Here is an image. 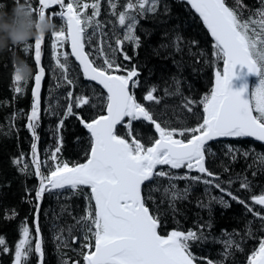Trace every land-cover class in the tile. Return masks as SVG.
Segmentation results:
<instances>
[{"label":"snow or ice","instance_id":"obj_1","mask_svg":"<svg viewBox=\"0 0 264 264\" xmlns=\"http://www.w3.org/2000/svg\"><path fill=\"white\" fill-rule=\"evenodd\" d=\"M28 2L34 16H48L53 20L59 18L62 22L58 30L49 32L51 56L55 61L52 72L53 79L57 81L56 88L76 87L75 78L70 76L71 56L78 62L83 77L96 82L106 92L96 96L100 104L95 105L91 97L74 95L69 90L64 98L66 107L58 103L55 109L52 105L45 109L59 119L54 129L56 143L42 160L38 148L41 139L38 129L42 81L45 77V67L41 64L42 45L46 35L31 38L22 45L26 53L34 48L36 69L32 76V103L30 112L26 114L25 125L31 134V160L26 161L25 154L21 152L12 162L20 172L34 175L38 184L28 190L35 193L29 201L34 202L35 238L27 222H21L20 239L14 245L13 264H29L33 254L37 255L39 264H43V237L39 226L41 203L46 193L58 190H69L73 195H83L85 198L84 214L74 217L75 224L57 229L55 236L59 247H70L69 237L72 243H76L79 239L76 233L82 229L85 243L81 247L88 251H81L77 255L83 257L84 264H196V257L190 250L191 244L204 239L202 230L210 228L211 224L201 225L200 232L172 230L165 235L159 234L158 228L162 223L159 208L150 210L149 202L155 204L156 201L151 192L143 194V186L152 184L158 178H167L169 186L163 187V194L175 211V202L187 198L191 184L180 190L173 182H203L244 205L248 212H253L244 199L222 186L219 174L211 171L206 162L209 157L216 156L208 144L218 138H255L256 141L264 142V0H260V7L249 9L247 18H244L242 11L247 6L243 5L242 0H236L235 7L228 6L226 0H186L191 9L199 14L214 39V63L223 64L222 68H215L210 92L199 100L184 97L180 91V81L175 78V92L165 89L166 95L181 96L182 107L193 118L194 127L188 126L187 119L179 120L177 126L171 122H158L151 109L138 102L132 91L140 84L137 66H122L115 58L119 52L124 60L132 59L124 51V44L131 43L134 49L140 47L141 38L136 34L139 17L146 13H157L161 0H126L123 5H119V0H108L112 15L117 17L123 34L119 35L114 28L115 46L101 39L92 52L85 50L86 44L93 45L94 38L108 35L103 31V23L97 19L101 12V0L91 3L82 0H69L67 3L65 0H38V7H34L31 0ZM56 5L59 11L52 9ZM118 5L122 10L117 11ZM89 8L92 9L91 15L85 11ZM46 10H49L47 15ZM163 10L167 12V6ZM89 29H92L91 35H88ZM182 41L183 37L177 33L171 45L161 47L171 46L179 53L183 50ZM65 43H70V53L62 50ZM196 44L194 40L189 42V45ZM190 55L197 56V53L190 51ZM199 56L203 57L204 53L199 52ZM236 65L246 66L248 72L259 76V83L251 91L247 85L239 90H233L230 86ZM119 72L124 74H117ZM28 80L14 75L15 93L23 94ZM156 91V86H151L143 100L158 104L160 99L154 95ZM198 105L203 107L202 114L194 110ZM85 106L99 107L106 114L98 113L86 118L80 114ZM59 109H63L62 115ZM69 117H75L89 134L83 163L61 158L64 146L62 130ZM134 121L149 122L154 126L158 138L148 137L142 142L143 138H137L134 134ZM118 126L125 128L123 135L118 134ZM76 140L79 142L80 137ZM225 147L224 156L230 161L235 162L238 157L247 159L253 155V163L258 161L261 170H264V153L230 144ZM221 167L225 172L229 171L227 165L222 164ZM184 169L187 171L183 175L172 171ZM193 172L198 174L192 175ZM256 174L255 171L252 173L253 176ZM237 178L240 179L241 189L251 190L252 184L246 176L238 175ZM232 182L229 179L226 183L231 185ZM161 187H155L154 191L159 192ZM250 200L255 205L264 206V192L250 194ZM213 201L229 206L223 195L216 197L209 194V203H201V207H210ZM253 214L262 221L264 227V215L259 211ZM16 215V211L12 210L6 218L13 219ZM65 231L68 237L64 235ZM246 235L253 236L251 228ZM258 244V248H254L247 257V264H264V238L259 239ZM225 247L243 251L241 244L231 238L225 242ZM0 251H10L4 236H0ZM62 264H80V261L63 259ZM206 264L214 262L209 259Z\"/></svg>","mask_w":264,"mask_h":264},{"label":"trees","instance_id":"obj_2","mask_svg":"<svg viewBox=\"0 0 264 264\" xmlns=\"http://www.w3.org/2000/svg\"><path fill=\"white\" fill-rule=\"evenodd\" d=\"M93 2V0H88ZM69 0H65V3ZM126 0H119V5H123ZM244 18L250 14L249 9L260 7V0H242ZM34 7H38V0H31ZM230 7H235L236 0H226ZM14 4V0H0V10L7 11ZM117 11L122 10L121 7ZM164 6L168 11L164 12ZM59 11L58 8L53 9ZM91 13L92 9L85 10ZM48 14V11H47ZM254 19L256 17H253ZM103 23V31L108 35L106 37L94 38L93 45H87L86 49L92 52L96 47L98 40H106L108 44L115 46V37L113 30L115 28L119 35L123 34L122 27L117 22V17L112 15V10L108 0H101V12L97 17ZM54 23H62L59 18H55ZM177 33L183 37L182 51L177 53L171 46L161 47L162 45H171L175 40ZM92 34V29L88 30V35ZM136 34L141 38V45L134 49L131 43L125 42L124 51L132 57L130 61L123 59L118 52L116 60L122 66L131 67L136 65L139 70V87L133 89L138 102L149 107L158 122H171L177 126L179 120L187 119L188 126H195L193 118L189 116L186 109L182 107V100L179 94L166 95L165 89L169 92H175L173 78L180 81V91L184 97H190L199 100L205 94L209 93L214 84L215 68H222V62L214 63L213 44L207 28L201 18L190 8V6L180 0H161V6L157 13H146L139 17V24ZM196 41V45H189L190 41ZM42 65L45 67V77L41 92V120L38 133L41 137L39 141L40 157L43 160L48 150L54 147L56 143L54 129L58 123V117L50 115L45 109L52 105L55 109L57 104L66 107L67 101L64 99L67 91L72 90L74 95L83 94L92 98V104L99 105L100 101L96 96L105 93L102 88L90 81L85 80L75 61L69 56L71 62L70 76L75 78L76 87L69 86L56 88L57 81L53 79L52 66L55 61L51 56V36L46 34L43 45ZM63 51H67V43ZM196 52L197 56L190 55ZM204 56L200 57L199 52ZM20 56L32 67V75L29 77L28 84L23 94L14 91V65L12 59L14 56ZM34 48L29 52L23 50V46H10L4 52L0 53V236H4L10 249L8 253L0 251V264H13L14 245L20 239L19 226L21 222H27L35 238L34 224V202H29L34 198V189L38 184V179L34 175H27L19 171L13 160L20 156L21 152L25 154V160H31V134L26 129V114L30 112L32 103L31 88L34 86L32 76L35 72ZM124 74L123 72H119ZM155 85L157 91L154 93L159 97L158 104L143 100L147 90ZM94 93L96 94L94 96ZM46 95V96H45ZM61 115L63 109H59ZM200 114L203 112L202 105L194 109ZM103 114L99 107L92 108L85 106L81 110V115L86 118ZM134 134L137 138H143L142 142L148 137H157L154 126L145 121L133 122ZM118 134L123 135L125 128L118 126ZM64 146L61 158L69 162H85L84 151L88 146V132L76 120L75 117H69L65 120L62 130ZM80 137L77 142L76 138ZM127 138V137H126ZM233 145L241 149H254L255 153H264V144L248 138H238L235 140H216L208 144V147L216 154L215 157H209L206 166L211 171L219 174L220 183L234 195L244 199L246 204L253 208V212H248L244 205L232 200L226 194H222L218 189L205 185L203 182L193 183L187 180H177V189L183 190L191 184L186 199L175 202V211L170 207L168 198L163 194V187H168L167 178H158L152 184L143 186V194L151 192L155 204L149 202L150 210L159 208L161 216V226L159 232L167 234L172 230L187 231L193 230L200 232L201 225L211 224L210 228L205 227L203 231L204 239L191 244V252L196 257L199 264H206L207 260H212L214 264H247V257L251 255L254 248H258V241L264 238V227L262 221L254 216V212H261L264 215V206L255 205L250 200V194L259 195L264 192V170L257 161L253 163V155L247 159L238 157L235 162L224 156L226 145ZM227 165L229 171L225 172L221 165ZM249 165H252L249 167ZM33 169H30L32 171ZM165 170L167 168L165 167ZM174 174L183 175L186 169L175 171ZM257 174L252 175L253 172ZM192 175L198 173L193 172ZM246 176L252 184L251 190L240 188V179L237 176ZM231 179L233 182L228 185L226 182ZM162 185L159 192L154 191L155 187ZM209 194L220 197L228 201L229 206L218 202H211L210 207H201V203H209ZM86 201L83 195H73L69 190H58L52 193H46L41 203V212L39 217V226L43 237L44 260L43 264H62L63 259L79 260L84 264L83 257L77 253L85 251L82 245L83 230H79L76 235L79 239L76 243L71 242L70 247H59L55 240L57 229L67 228L75 224V218L84 214ZM66 209V211H62ZM15 210L17 215L13 219H7ZM251 228L252 237H247L246 233ZM69 236L67 231L64 232ZM234 239L241 244L243 251L236 249H226L225 242ZM243 238V239H242ZM34 243V240H33ZM230 252V255H225ZM29 264H39L36 254L29 259Z\"/></svg>","mask_w":264,"mask_h":264},{"label":"clouds","instance_id":"obj_3","mask_svg":"<svg viewBox=\"0 0 264 264\" xmlns=\"http://www.w3.org/2000/svg\"><path fill=\"white\" fill-rule=\"evenodd\" d=\"M57 30L53 19L44 16H34L28 0H15L7 10H0V53L10 46H21L31 38L46 35ZM14 75L28 79L32 75V67L20 56L12 59Z\"/></svg>","mask_w":264,"mask_h":264},{"label":"water","instance_id":"obj_4","mask_svg":"<svg viewBox=\"0 0 264 264\" xmlns=\"http://www.w3.org/2000/svg\"><path fill=\"white\" fill-rule=\"evenodd\" d=\"M180 1H184V2H186V0H180ZM227 4V3H226ZM228 5V4H227ZM190 6V5H189ZM54 7H59L58 5H56V6H52V8H54ZM191 7V6H190ZM194 12H195V10L194 9H192ZM198 16H199V14L198 13H196ZM202 20V19H201ZM206 27V26H205ZM209 32V31H208ZM209 34H210V32H209ZM210 36H211V34H210ZM212 38V37H211ZM212 40L214 41V39L212 38ZM44 45V44H43ZM43 45H42V54H43ZM68 49H69V52H71V47H70V43H68ZM85 50H86V48H85ZM87 51V50H86ZM74 60H75V58L74 57H72ZM76 63H77V65H78V62L77 61H75ZM234 75H233V77H232V80L230 81V86L233 88V90H239V89H241V88H243L245 85H247V88H248V90L249 91H251V86H252V81H253V79L254 78H256L257 77V75L256 74H254V73H250V72H248V69H247V67L246 66H241V65H236L235 66V68H234ZM82 73V72H81ZM118 74V73H117ZM121 75V74H120ZM86 80V79H85ZM43 81H44V79H43ZM43 81H42V85H43ZM88 81V80H87ZM91 82V81H90ZM93 83H95L96 85H98L96 82H93ZM98 86H100V85H98ZM101 88H102V86H100ZM105 92H106V90H104ZM41 92H42V89H41ZM103 114H106V113H103ZM177 138H179V137H177ZM235 139H237V138H218V139H216V140H235ZM248 139H252V140H254V141H256L255 140V138H248ZM213 141H215V140H213ZM213 141H210L209 142V144L211 143V142H213ZM257 142H259V141H257ZM260 143H263L264 144V142H260ZM180 231V230H179ZM158 232H159V228H158ZM159 234H161L160 232H159ZM161 235H165V234H161ZM94 250V249H93ZM196 264H198V262L196 261Z\"/></svg>","mask_w":264,"mask_h":264},{"label":"rangeland","instance_id":"obj_5","mask_svg":"<svg viewBox=\"0 0 264 264\" xmlns=\"http://www.w3.org/2000/svg\"><path fill=\"white\" fill-rule=\"evenodd\" d=\"M82 2H87V3H91L90 1H88V0H82ZM89 15H91V13H88ZM100 41V39L98 40V42ZM97 42V43H98ZM259 83V78L256 80H254V82H253V88L257 85ZM252 88V89H253Z\"/></svg>","mask_w":264,"mask_h":264},{"label":"bare ground","instance_id":"obj_6","mask_svg":"<svg viewBox=\"0 0 264 264\" xmlns=\"http://www.w3.org/2000/svg\"><path fill=\"white\" fill-rule=\"evenodd\" d=\"M44 47V46H43ZM42 57H43V54H42ZM41 64H42V60H41ZM43 66V65H42ZM46 96V95H45Z\"/></svg>","mask_w":264,"mask_h":264}]
</instances>
